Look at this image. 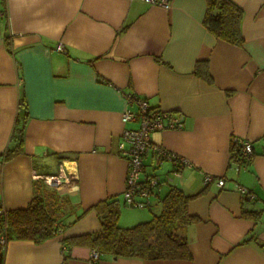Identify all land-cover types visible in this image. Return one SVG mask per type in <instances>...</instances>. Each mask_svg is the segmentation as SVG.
I'll use <instances>...</instances> for the list:
<instances>
[{
  "label": "crops",
  "instance_id": "obj_1",
  "mask_svg": "<svg viewBox=\"0 0 264 264\" xmlns=\"http://www.w3.org/2000/svg\"><path fill=\"white\" fill-rule=\"evenodd\" d=\"M232 1L243 11L239 45L203 24L206 0H0V208L26 207L33 172L57 173L63 164L67 189L40 180L84 212L41 241L8 239L2 264H264V0ZM197 61L207 62L210 80L194 72ZM128 95L184 115L181 129L153 131L151 141L191 162L178 175L171 162L157 169L171 177L160 193L169 184L199 192L187 204L198 218L187 227L191 258L92 260L91 247L61 241L100 228L93 204L111 196L122 202L128 160L120 134L137 126L121 119L136 108ZM18 124L21 150L3 159ZM236 137L252 144L245 160L231 157ZM206 175L213 180L204 182ZM238 185L256 196L247 208L258 218L243 213ZM156 200L150 213L132 216L122 204L119 224L151 217Z\"/></svg>",
  "mask_w": 264,
  "mask_h": 264
},
{
  "label": "trees",
  "instance_id": "obj_2",
  "mask_svg": "<svg viewBox=\"0 0 264 264\" xmlns=\"http://www.w3.org/2000/svg\"><path fill=\"white\" fill-rule=\"evenodd\" d=\"M242 13V8L232 0H206L203 24L220 39L239 45L243 42ZM194 72L210 80L206 61H197ZM22 135L23 126L18 124L12 135L15 145L5 150L3 159H8L21 150ZM234 149L235 142L232 140L231 157L237 161L245 160L237 158ZM170 162L175 165V162ZM158 168L159 166L147 169L159 173ZM34 186L33 197L26 207L3 210L0 214V234H4L6 240L28 238L41 241L62 231L66 225L83 215L84 212L77 213L75 203L67 194L59 192L56 188L47 187L40 179ZM196 194L188 195L169 184L164 194L158 191L155 195L156 201L160 204L159 211L152 212L148 220L126 227L119 224L123 202L116 196L105 198L90 207L95 210L100 221V228L97 231L68 238L62 237L61 241L67 244V247L71 244L87 245L98 252V258L101 255L142 259L191 258L187 227L198 218L188 212L187 204ZM148 208L151 210L150 206ZM243 213L258 218L260 212L246 208L243 209ZM72 215H74L72 220L66 222L67 217ZM2 260L3 253L0 252V264Z\"/></svg>",
  "mask_w": 264,
  "mask_h": 264
},
{
  "label": "built area",
  "instance_id": "obj_3",
  "mask_svg": "<svg viewBox=\"0 0 264 264\" xmlns=\"http://www.w3.org/2000/svg\"><path fill=\"white\" fill-rule=\"evenodd\" d=\"M154 4L167 6L169 0H149ZM58 50H63L61 44L57 46ZM127 101L134 103L136 108H126L121 113L123 122L137 121L134 128H124L120 134L119 150L128 160V170L125 176L122 202L124 205L135 208H148L152 198L157 194L159 186L163 182L171 181V177H162L154 170L148 171L147 168L158 167L164 162H175L172 173L178 175L181 168L190 166L186 158L167 149L166 147L154 144L151 141L153 131L164 128L181 129L184 123V115L178 111L163 110L151 107L145 98L138 95H128ZM234 153L237 158H247L253 154L252 144L246 138L236 137ZM150 159L149 165L145 163L146 158ZM34 179H42L46 185L56 187L60 190L67 189L71 174L68 173L63 164L60 165L57 173L40 174L33 172ZM165 180V181H164ZM213 176H204V182H210ZM217 184L224 185V179L218 178ZM238 190L245 208L249 203L256 199V196L245 186L238 185ZM3 209L0 208V214ZM59 231L58 233H60ZM6 237L0 234V245L5 247ZM98 258V252L91 251V259Z\"/></svg>",
  "mask_w": 264,
  "mask_h": 264
},
{
  "label": "rangeland",
  "instance_id": "obj_4",
  "mask_svg": "<svg viewBox=\"0 0 264 264\" xmlns=\"http://www.w3.org/2000/svg\"><path fill=\"white\" fill-rule=\"evenodd\" d=\"M167 190L166 187H163L162 191H161V194H164L165 191ZM124 210H125V213L128 215V216H132L134 214H136L138 211L139 212H148L150 213V211H148L146 208H144V210H140V209H136V208H131V207H126V206H123ZM153 212H158V207H154L153 208ZM148 218H146V220L150 219V214L147 216ZM142 221H145V220H142ZM126 227V226H125Z\"/></svg>",
  "mask_w": 264,
  "mask_h": 264
}]
</instances>
